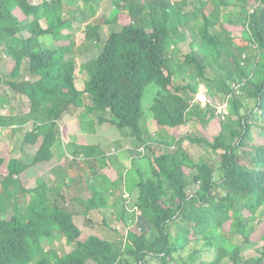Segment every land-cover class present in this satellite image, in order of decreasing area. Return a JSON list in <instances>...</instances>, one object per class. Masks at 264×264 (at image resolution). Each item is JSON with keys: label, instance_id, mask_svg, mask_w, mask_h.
I'll list each match as a JSON object with an SVG mask.
<instances>
[{"label": "trees", "instance_id": "obj_1", "mask_svg": "<svg viewBox=\"0 0 264 264\" xmlns=\"http://www.w3.org/2000/svg\"><path fill=\"white\" fill-rule=\"evenodd\" d=\"M82 1L92 15L84 17V38L97 54L80 65L79 88L74 34L63 32L73 26L69 11L76 0H0V52L8 54L0 62V88L29 103L27 112L0 113L2 128L29 126L20 157L8 143L0 147V264H196L201 248L186 259L175 256L192 243L216 247L211 260L198 264H264V218L255 223L264 216V0H198L196 28L185 9L192 0H111L117 10L111 18L95 17L102 0ZM109 24L120 29L107 35L102 30ZM183 36L187 52L177 44ZM151 83L158 88L150 110L161 130L145 138L142 98ZM201 84L209 98L216 92L228 101L224 119L214 102L194 101ZM248 98L254 106L242 112ZM79 109L91 133L106 127L150 152V176L134 182L130 201L117 210L123 219L127 207H137L148 232L128 230L109 240L86 229L82 237L79 212L65 206L69 160L89 177H103L109 189L124 176L101 168L106 156L99 144L63 146L59 122ZM208 115L219 124L212 140L191 131L163 136ZM186 140L207 155L195 159ZM137 147L130 150L133 159L140 156ZM57 161L62 176L48 183L42 174ZM90 189L84 215L108 207L105 193ZM55 239L73 248H44ZM257 242L256 253H243Z\"/></svg>", "mask_w": 264, "mask_h": 264}, {"label": "rangeland", "instance_id": "obj_2", "mask_svg": "<svg viewBox=\"0 0 264 264\" xmlns=\"http://www.w3.org/2000/svg\"><path fill=\"white\" fill-rule=\"evenodd\" d=\"M172 1H180V0H172ZM194 2L193 6L190 7H186L185 9H187V18L189 23L193 24L194 28H196V26L198 25V23L200 22L199 19V3L198 0H192ZM234 1V0H231ZM76 8H70L71 10L69 11L70 14H74L75 15V19L72 20L73 26L71 28H66L64 29V33H73L74 34V39L76 42V52H77V60H78V74H77V86L79 88H82L83 86V80H84V74L82 73L83 71L80 68V65L82 63H85L86 61L95 58L96 54H97V50L95 47H93L91 41H87L84 37H85V28H86V22L89 21L90 19H92V15L90 13V11H88V9L86 8L85 4L83 3L82 0H76ZM68 11V10H67ZM116 9L112 4L111 0H102L95 17H99V16H106L107 18H111L115 13H116ZM18 15H21L20 12H17ZM84 17H87V21L84 20ZM120 29V26L118 24H109V25H103V30L102 32H104L105 34H109L111 33V31H117ZM184 34H186V30L185 29H181ZM177 44L180 48V50L182 52H187L189 50V45H188V38L186 36H183L182 38H178L177 40ZM2 48H0L1 50ZM6 59L8 58V54L7 53H3L0 52V62L2 59ZM252 62V61H251ZM247 63V61H246ZM248 64V63H247ZM252 64V63H250ZM158 87L154 84L151 83L149 84L144 92L143 98H142V107L144 110V115L143 118L141 120V127L143 128L144 132L146 133L147 137L148 134H154L157 131L161 130L158 127V124L156 123V120L153 118V114L152 111L150 110V104L152 103L153 97L156 93V89ZM3 93L5 94V99L3 102L0 103V113H6V114H20V113H24L28 111L29 108V103L28 100L25 97H21V96H11L9 95V93L0 88V94L3 96ZM196 96H198V101L200 103V105L202 107L205 106V104L208 102V100H210V102H214L215 104L222 102L223 100V94H217L215 92V97H213V99L209 98L207 96V89L205 87V85L201 84L199 91L197 92ZM254 106V102L252 99H247L246 100V108L242 109V112L247 110L249 111L252 107ZM82 109H79V111L76 114H73V117H70V115L68 116V120L75 118L76 116H78L76 118V120L74 122H70L68 123V126L66 127L65 124L61 123V127L60 128V135L64 138L67 139V133L73 132V133H78L80 131L88 134H91V137L87 138V140L85 141H89L91 144H96V142H98V139H100V142H102L104 144V148L107 152H111V153H115L118 149L120 148V145H118L116 143V141H114L115 139L118 140V138H120L118 133H115L114 131H110L108 130L106 127H103L100 129L101 134H99V136L97 135V132L91 133L90 131L92 130V128L89 130V128L86 126V124H84L86 122L83 116H81L82 114ZM260 122L262 123L264 121L263 118H259ZM66 120V119H65ZM203 120L205 122L198 121L195 120V122H191L189 125L184 126H180L177 128L172 129L171 131H164L163 136L166 134H185L188 131L193 132V134L195 136H205L207 138H209L210 140H212V138L214 136H216V134L218 133L219 130V124L218 121L213 119L211 116H206L203 118ZM29 129V126H26L24 128L21 129V131H17V132H12L7 128H2L0 127V147L4 144V143H8L12 149V156L13 155H18L19 152L21 151V140H22V135L23 132L25 130ZM145 135V136H146ZM100 137V138H99ZM81 138V137H80ZM104 138V140H102ZM123 139V138H122ZM116 143V144H114ZM186 145L187 148L189 149L191 155L195 158V159H201L202 156L207 155V151L208 149L201 147L199 145L190 143L189 140H186ZM131 145L128 147L127 150V155H130V150L133 148H136L137 146V142L134 140L132 141V143H130ZM141 147V146H140ZM139 147H137L138 149ZM130 149V150H129ZM138 151V150H137ZM29 152V151H28ZM27 152V155L29 158L31 157L30 153ZM140 152V151H138ZM117 154V153H116ZM141 157H139L138 159H135L134 161H130V159H128L127 162H129V164L126 165L125 167V182L127 184L128 187L133 186L134 182L133 179H138L139 177H143L146 178L148 176H150V152L144 148V151L140 152L139 154ZM25 156V157H26ZM69 158L71 159V157L69 156ZM108 163L111 165V161H108ZM70 165H68V168L70 170H68V176L67 179L70 177L73 180V183L71 185L74 186V191L75 192H80L81 196L83 194V191L87 192L88 194L84 195V196H88L90 190L85 189L83 186H80V184L76 183L77 181H75L73 178H78L79 177V173L77 172V170L74 167H71V160H69ZM61 168V169H60ZM67 168V169H68ZM62 172V167H60L59 165H55L53 164L51 167L50 172H46L43 176L44 178L49 182L52 183L53 181H55L56 179H59V177L62 176L61 174ZM75 182V183H74ZM86 182L93 184L92 180H86ZM85 182V183H86ZM34 182L31 183V185H33ZM98 187L102 190V192H104L107 195V200L110 202H113L114 200L112 198H120L121 192H124L122 190V185H118L116 187V189H112L113 193L112 195L108 196L107 194V190H108V186L106 185L105 182H99ZM107 189H106V188ZM83 190V191H82ZM107 191V192H106ZM91 194V192H90ZM68 195V194H67ZM124 197L119 200L120 205H124L130 201V193L128 191H125ZM109 197V198H108ZM68 204H66L65 206L69 209L72 210H76L78 213V215H76L75 217V222L76 224L81 228L82 230V237L84 238L86 235V231L87 230H94L96 233H99L101 236H103L104 238L113 240L115 238H117L118 235L123 234L125 235V233L128 230H134L137 233L140 232H148L149 231V224L146 221H141L140 220V214L139 211L135 210L133 211L132 208L129 206L128 208V212L125 214V218L121 219L117 214H115V211L117 213L118 208H120V205H115L113 203L110 204V206L108 207H104V208H99V209H91L88 212V217L90 216V222L87 220L88 217L86 216V214L82 215V206L77 202V201H70V196L66 197ZM261 214V213H260ZM258 215L257 217H255V223L259 224L261 222V220L264 218V216ZM103 220H105L103 222ZM91 228V229H90ZM87 229V230H86ZM177 229L175 227L172 228V240H174V236L176 233ZM237 242H240L241 239L237 238L236 239ZM262 242H257L254 244H248L245 245L243 247V253L244 254H250V253H254L255 249L259 246H261ZM44 248L48 249H53L59 252H68L70 251L73 247L71 244L67 243L65 241V239H55L51 244H48L47 241H44L43 243ZM195 248H201V253H200V257L197 258L196 260V264H198L200 262V260H204V261H209L211 260L214 255H215V246H212V249L210 250H205L203 249V247L201 246V244L199 243H192L189 247L188 250L181 252V255L176 254V257L182 256L183 258H187L188 252L189 251H193ZM256 253V252H255ZM147 264H160L158 261L152 259L149 260L147 262ZM170 264H176V263H170Z\"/></svg>", "mask_w": 264, "mask_h": 264}, {"label": "crops", "instance_id": "obj_3", "mask_svg": "<svg viewBox=\"0 0 264 264\" xmlns=\"http://www.w3.org/2000/svg\"><path fill=\"white\" fill-rule=\"evenodd\" d=\"M79 116V115H78ZM78 116H76L75 118H73V119H70V120H68V116L66 115V116H64L63 117V119L59 122V127H61V123H63V124H65L66 125V127L68 126V123H70L71 121L72 122H74L75 120H76V118L78 117ZM70 117H73V116H70ZM66 119V120H65ZM22 128H24V127H21V129ZM169 132V131H168ZM99 134H101V131L99 132ZM173 134V133H172ZM98 135V134H97ZM169 135V134H168ZM99 136V135H98ZM62 137V136H61ZM81 137V138H80ZM89 137H91V134H89ZM88 137V134H86V133H84V132H82V131H80V132H78L77 134L76 133H73V132H68L67 133V139H64L63 137H62V144H63V146H65L66 144L68 145V144H73V146L75 145V144H78V145H81V144H91L89 141H85V140H87V138H89ZM100 138V137H99ZM145 138H147V135L145 136ZM102 140H104V138L102 139ZM114 141H116V143L118 144V145H120V148H118V149H116L117 151L115 152V153H111V152H107L106 150H105V148H104V144L102 143V142H100V139H98V142H96V144H99V147H100V150L104 153V155L106 156V159L104 160V162L106 161V165H104L103 163H101L102 164V166H101V168H106V169H108V170H110V169H113L114 170V172H119V171H122V173H123V176H124V179H125V167H126V165L127 164H129V162L130 161H134L135 159H138L139 157H141V156H139V157H136V158H132V154L130 153V155H127V150H128V147L131 145L130 143H132V141H129L128 139H118V140H114ZM116 143H114V144H116ZM91 145H94V144H91ZM73 146H72V148H73ZM130 150V149H129ZM117 153V154H116ZM21 154H22V151H20L19 152V154L18 155H13V157H20L21 156ZM69 156L72 158L73 156H72V154H70L69 153ZM81 157H82V155H81ZM56 159H60L58 156H56ZM128 159H130V161L129 162H127L128 161ZM108 161H111L112 163H111V165L108 163ZM55 165H59L60 167H61V165L59 164V162L57 161L56 163H55ZM61 169V168H60ZM68 170H70L69 168L67 169V172H69ZM82 169H80V170H77V172L79 173V177L78 178H73L75 181H77L76 183H78V184H80V186H83L85 189H89L90 190V192H91V189H90V187H93V186H96L97 187V189H99V190H101L99 187H98V184H99V182L101 183L102 181L103 182H105L106 183V181L103 179V177L101 178L99 175H97V176H90L89 177V175H88V173H84V171H81ZM81 171V172H80ZM47 172H50V170L49 171H47ZM99 173H103L101 170H99L98 171ZM46 173V172H45ZM44 173V174H45ZM44 174H42V178L45 180V181H47L45 178H44ZM70 180H72L70 177L67 179V183H68V190L70 191V199L72 198V199H74L73 201H76L77 200V202L81 205V206H83L84 205V202H86L89 198H90V196H91V194H90V192H89V195L88 196H84L85 194L87 195L88 193L87 192H85V191H83V194H82V196H81V193L80 192H75L73 189H74V186L73 185H71L70 184ZM86 180H92V182H93V184H91V183H88V182H86ZM136 178L135 179H133V182H136ZM73 181V180H72ZM48 182V181H47ZM86 182V183H85ZM49 183V182H48ZM75 183V182H74ZM34 185V184H33ZM33 185H31V186H33ZM106 185H107V183H106ZM118 185H122V190L124 191H128L129 193H130V191H129V188H131V187H133V186H130V187H128L127 186V184H126V182H125V180H124V182L123 183H120V184H117V185H115V189H116V187L118 186ZM108 186V185H107ZM106 188V187H105ZM107 189V188H106ZM113 189H114V187H113ZM108 191V192H107ZM106 192H107V194H108V196H110V195H112V193H113V191H112V189H109V186H108V190H107ZM106 195V194H105ZM106 198H107V195H106ZM109 198V197H108ZM114 201L113 202H109L108 200H107V203H108V206H110V204L111 203H113V204H115V205H120V204H118L119 203V200H121L120 198H112ZM121 206V205H120ZM119 209V208H118ZM84 210H83V208H82V215L84 214V212H83ZM88 212L89 211H87V214H86V216L88 217ZM115 214H117L118 215V211H117V213H116V211H115ZM88 219H91L90 218V216L88 217ZM105 220H103V222H104ZM90 222V221H89ZM99 234V233H98ZM100 235V234H99ZM101 236V235H100ZM107 239V238H106ZM110 240V239H109Z\"/></svg>", "mask_w": 264, "mask_h": 264}, {"label": "built area", "instance_id": "obj_4", "mask_svg": "<svg viewBox=\"0 0 264 264\" xmlns=\"http://www.w3.org/2000/svg\"><path fill=\"white\" fill-rule=\"evenodd\" d=\"M194 101H198V96L195 95ZM216 110H217V114L220 115L221 118L224 119L226 117V115L228 114V101L226 99H223L222 102L217 103L216 104ZM137 150L140 152L144 151V146L139 147ZM132 210L133 211L137 210V207L132 208Z\"/></svg>", "mask_w": 264, "mask_h": 264}]
</instances>
